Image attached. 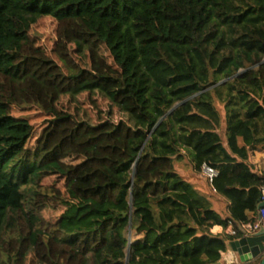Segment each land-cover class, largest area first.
Listing matches in <instances>:
<instances>
[{"label":"trees","instance_id":"1","mask_svg":"<svg viewBox=\"0 0 264 264\" xmlns=\"http://www.w3.org/2000/svg\"><path fill=\"white\" fill-rule=\"evenodd\" d=\"M41 16L66 71L27 39ZM93 90L133 127L56 109ZM12 105L51 116L35 149ZM262 150L264 0H0V264L31 249L42 264H221L257 216ZM55 176L64 192L42 185Z\"/></svg>","mask_w":264,"mask_h":264},{"label":"rangeland","instance_id":"2","mask_svg":"<svg viewBox=\"0 0 264 264\" xmlns=\"http://www.w3.org/2000/svg\"><path fill=\"white\" fill-rule=\"evenodd\" d=\"M27 39L30 40L35 47L41 49L48 57L57 62L64 71L66 66L56 56L54 52L56 42V22L49 16H41V18L34 24ZM73 58L84 68H89V59L85 47L71 44L69 46ZM99 54L104 58L105 62L115 68L112 59L105 47L99 48ZM56 109L70 114L75 120L87 122L90 125H97L105 121L118 123L125 122L133 127L134 122L130 115L124 113L116 104L111 102L104 94L97 90L85 91L78 94H63L60 95L55 103ZM11 115L18 119H24L32 126V135L27 142L28 149H35L38 139L40 138L43 130L47 127L51 116L41 112L35 106L19 107L12 105L10 109ZM80 158L67 159L66 162L76 165L80 163ZM182 162L179 165L182 166ZM42 185L46 187H54L64 192V179L60 177H49L42 181ZM63 207L60 205H48L42 212V216L46 222L55 223L61 213ZM256 220V217H255ZM237 259H231L229 264H237ZM23 264H42L34 255L33 250H29L24 258ZM255 264V263H249ZM257 264V261H256Z\"/></svg>","mask_w":264,"mask_h":264},{"label":"water","instance_id":"3","mask_svg":"<svg viewBox=\"0 0 264 264\" xmlns=\"http://www.w3.org/2000/svg\"><path fill=\"white\" fill-rule=\"evenodd\" d=\"M262 206H264V201L258 204L257 210ZM229 245L241 262L258 259V264H264V228H261L251 236L235 240Z\"/></svg>","mask_w":264,"mask_h":264},{"label":"built area","instance_id":"4","mask_svg":"<svg viewBox=\"0 0 264 264\" xmlns=\"http://www.w3.org/2000/svg\"><path fill=\"white\" fill-rule=\"evenodd\" d=\"M202 175L209 183H211L212 179L216 175V171L208 167H203ZM262 201H264V186L260 188V202ZM261 228H264V206L257 210L256 220L240 225L239 229L241 235L236 240L251 236ZM231 234H235V232L231 231Z\"/></svg>","mask_w":264,"mask_h":264},{"label":"crops","instance_id":"5","mask_svg":"<svg viewBox=\"0 0 264 264\" xmlns=\"http://www.w3.org/2000/svg\"><path fill=\"white\" fill-rule=\"evenodd\" d=\"M250 163L253 164L255 166V168L261 172L264 171V150L262 151H254L253 153H251L250 155ZM237 259L238 263L237 264H249V263H255L257 261V264L259 262L258 259L256 260H251L248 262H241L239 260V258L237 257V254L234 253L230 247V245L227 248V251L225 252V254L223 255V258L221 260V264H229V262H231V259Z\"/></svg>","mask_w":264,"mask_h":264}]
</instances>
